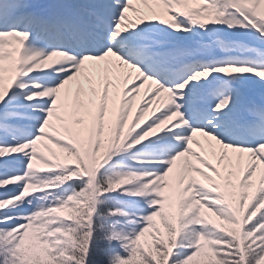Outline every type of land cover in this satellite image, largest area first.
<instances>
[{
    "label": "snow or ice",
    "instance_id": "6c2138e0",
    "mask_svg": "<svg viewBox=\"0 0 264 264\" xmlns=\"http://www.w3.org/2000/svg\"><path fill=\"white\" fill-rule=\"evenodd\" d=\"M0 264H264V0H0Z\"/></svg>",
    "mask_w": 264,
    "mask_h": 264
}]
</instances>
